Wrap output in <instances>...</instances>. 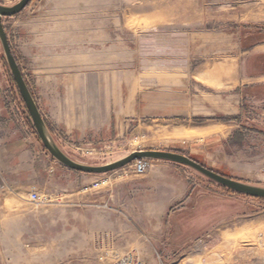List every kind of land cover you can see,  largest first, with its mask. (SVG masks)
Returning <instances> with one entry per match:
<instances>
[{"label":"rangeland","instance_id":"374dc122","mask_svg":"<svg viewBox=\"0 0 264 264\" xmlns=\"http://www.w3.org/2000/svg\"><path fill=\"white\" fill-rule=\"evenodd\" d=\"M18 1L0 0V3L14 5ZM140 2L141 0H106L102 5L106 10L99 13L94 7H101V4L94 0L87 1L86 6L93 13H87L85 21L87 26L94 27L86 33L87 46L103 45L102 50H106L104 41L109 35H113L112 39L115 37L126 42L133 50V57L130 59L128 55L126 63L119 64L118 71L133 70L140 77L143 71L149 72L148 68L156 71L159 64L162 68L165 66L164 68L172 70L175 60L182 73H197L207 62V69L214 72L220 71L217 67L222 62L229 63L225 73L232 74L238 69V80L225 79L223 83L216 79L190 81L192 91L195 89L197 96L213 99L208 102L213 108V114L193 117L191 125L211 126L214 135L209 137V141L215 142L204 146L188 138L189 132H175L172 121L159 122L149 118L124 122L116 135L103 140L75 139L61 129H56V141L72 159L96 166L123 159L135 150L179 151L213 170L264 187V90L254 88L264 84V75L250 76L246 66L247 59L260 50L259 46L264 45V0H227L222 11L207 0L203 14L200 10V14L195 17L196 29L193 31L184 30L193 26L182 25V31H164L157 27L143 32L138 16L127 19L124 15L109 11L118 7V13H122L130 5ZM47 9V0H32L21 13L3 19L12 50L33 94L37 85L36 69L29 50L30 29L46 23ZM240 10L245 11L244 22L241 17L239 22L236 15ZM219 13H223V25L218 20ZM226 14H229L227 23ZM114 24L117 28L112 27ZM91 35L94 41L90 42L88 39ZM2 50L0 42V103L6 106L10 117L24 133L34 132L36 135L23 111L24 101ZM243 62L245 69L242 68ZM237 64H240L238 68ZM218 108H223V111ZM44 118L46 119L45 116ZM185 120L181 118L177 122ZM36 137L38 138L37 135ZM135 161L103 174L86 173L96 181H86L84 186V226H78L81 217L78 218L74 212L76 208L71 207L68 213L61 207L62 201H66L67 197L62 199V196H53L51 189L45 186L44 191L39 194L46 197V200L28 209L22 239L5 241L0 245V264H100L98 256L91 253L92 247L88 245L85 254L65 256L59 263L44 260L43 256L50 257V253L55 252L53 249H61L64 243L74 245L77 241L73 237L78 231L92 237L98 232L95 228L102 212L111 210H114L119 219H124L136 234H140L139 227L149 230L148 238L139 235V239L130 242L139 248L134 251L146 264H159L156 254L166 264H264V199L231 192L187 166L176 162L149 160L151 165L142 175L154 173L153 178L160 184L159 187L150 189L149 209L141 199L144 193L136 191L137 186L134 191L126 192L118 186L121 192L116 198L108 202L107 197V203L102 202L105 197H100L106 195L104 189L110 181L113 183L125 177H133L136 184L141 182L142 175L133 171ZM106 179L108 181L102 183ZM71 181L76 182L74 178ZM196 185L208 187L207 191L195 192L198 197L208 196V199L206 202L199 201L202 200L199 198L193 200L187 212L178 211L176 206L180 202L177 200L167 198L162 203L161 199H152L158 191L159 195L164 196L170 190L180 195L186 186L192 190ZM215 192L223 195V202ZM28 199L29 196L26 195L21 198L25 202ZM72 199L77 198L71 194L70 200ZM161 205L166 206L160 216L161 223L153 224L151 214L158 209L161 211ZM141 219H145L144 222L147 223L142 225Z\"/></svg>","mask_w":264,"mask_h":264},{"label":"crops","instance_id":"0c3cea01","mask_svg":"<svg viewBox=\"0 0 264 264\" xmlns=\"http://www.w3.org/2000/svg\"><path fill=\"white\" fill-rule=\"evenodd\" d=\"M87 1L89 0H47L46 23L30 29L29 50L32 64L36 69L37 85L34 95L49 123L53 137L54 131L61 129L75 139H109L117 134L122 123L149 118L159 122L172 121L175 132H189L188 138L204 146L213 144L215 141H209V137L214 135L211 126L191 125L193 117H207L213 114V108L208 103L213 99L197 96L195 89L192 91L190 81L216 79L223 83L225 79L238 80V69L232 74L225 73L229 63L222 62L217 67L220 71L214 72L207 69V62L197 73L191 71L182 73L175 60L172 70L164 68L165 66L162 68L159 64L156 71H150L148 68L149 72L143 71L141 77L133 70L118 71L119 64L126 63L128 55L132 59L133 50L126 42L115 37L112 39L113 35H109L104 41L106 50H102L103 45L87 46L86 33L94 29L93 25L87 26L85 21L86 14L93 13L87 8ZM94 1L101 4V7H94V10H99V13L106 10L103 7L106 0ZM208 1L221 11L227 3V0ZM206 2L207 0H141L140 3L127 7L122 13H118V7L109 11H115L116 15H124L127 19L138 16L143 32L157 27L164 31L166 29L182 31V25L193 26L184 29L193 31L196 29L195 21L197 22L195 17L200 14V10L203 14L207 7ZM240 11L236 15L239 22L240 17L244 22L245 11ZM217 16L223 25V13ZM225 16L227 23L229 14ZM112 27L117 28V25L114 24ZM88 40L94 41L93 36L91 35ZM259 48L260 50L253 53L246 62L248 73L254 77L264 75V45ZM239 66L240 64H237V68ZM242 68L245 69L244 62ZM254 88L264 90V84ZM218 110L223 111V108ZM10 116L6 106L0 103V245L5 241L22 239L28 209L36 205L29 199L26 202L22 201L23 195L28 197L32 191L41 193L45 186H48L53 196L59 195L62 199L67 197L66 201H62L63 210L69 213L71 207L76 208L74 212L83 221L85 204L82 198L86 194L84 186L86 181H96L95 178L88 177L90 175L72 170L56 161L34 132L24 133ZM181 118L186 119L185 122H177ZM156 171L160 172V169ZM153 176L154 173L142 175L139 184L134 182L133 177H125L113 183L110 181L104 189L106 195L100 199L105 197L102 202H111L121 192L118 186L125 192L134 191V187L137 186L136 191L144 193L141 199L147 203L149 209L150 189L160 186L159 181ZM72 178L76 182L71 181ZM71 189L72 197H76V200H70ZM205 189L207 191L208 187L196 185L191 190L186 186L180 195L170 190L165 196L159 195L157 190L152 199H161L162 203H165L167 198L177 200L180 202L176 206L178 211L187 212L193 200L199 198L202 199L199 201L206 202L208 196L202 198L195 194L197 190ZM215 193L223 202V195ZM171 206L172 204L169 207ZM165 209L166 206L161 205V211L158 209L152 212L153 224L161 223L160 216ZM114 214V210L102 212L99 224L95 228L98 232L92 237L78 231L73 237L77 241L74 245L70 242L64 243L61 249H53L55 252L50 253V257L43 256V259L59 263L65 256L85 254L87 245L92 247L91 253L96 254L94 244L99 234H112L115 241L114 249L120 253L136 250L138 247L130 242L139 239V235L148 238L149 230L137 227L140 233L138 235L124 219H119ZM81 221L78 226L85 225V221ZM144 221L141 219L142 225L147 223ZM67 239L70 240L69 237ZM87 240L90 242L87 243ZM98 261L105 264L100 259Z\"/></svg>","mask_w":264,"mask_h":264},{"label":"water","instance_id":"95a60500","mask_svg":"<svg viewBox=\"0 0 264 264\" xmlns=\"http://www.w3.org/2000/svg\"><path fill=\"white\" fill-rule=\"evenodd\" d=\"M30 2L31 0H19L14 5H5L0 3V42L11 74L17 85V90L24 101L23 111L25 112L26 118L29 120L32 129H34L43 147L56 161L68 168H71L72 170L89 174H103L111 172L122 168L137 159L163 160L173 163L176 162L177 164L194 169L198 173L203 174V176L207 177L211 181L216 182L220 186L225 187L226 189L249 197L264 199V187L252 185L236 178L227 177L197 162L185 154L170 150H135L123 157V159L121 158L110 164L108 163L97 166L81 163L72 159L53 137L45 121V118L41 113L37 101L31 90H29L30 88L25 77H23V72L12 50L6 29L3 25V19L5 17H12L21 13Z\"/></svg>","mask_w":264,"mask_h":264},{"label":"built area","instance_id":"2783aa9c","mask_svg":"<svg viewBox=\"0 0 264 264\" xmlns=\"http://www.w3.org/2000/svg\"><path fill=\"white\" fill-rule=\"evenodd\" d=\"M148 159H138L133 163V171L138 175H142L150 167L151 163ZM106 179L104 182H107ZM46 197H43L36 191L29 193V201L34 204L43 203ZM115 241L112 234H99L95 241V252L100 260L105 262V264H146L140 256L134 251L129 250L125 252H118L114 249ZM159 264H166L159 254ZM168 264V263H167Z\"/></svg>","mask_w":264,"mask_h":264},{"label":"trees","instance_id":"16d2710c","mask_svg":"<svg viewBox=\"0 0 264 264\" xmlns=\"http://www.w3.org/2000/svg\"><path fill=\"white\" fill-rule=\"evenodd\" d=\"M32 1V0H31ZM31 3V2H30ZM29 3V4H30ZM28 4V5H29ZM17 61H18V59H17ZM19 63V62H18ZM30 88V87H29ZM29 90H31V88L29 89ZM31 92H32V90H31ZM33 94V93H32ZM33 96H34V94H33ZM44 117V116H43ZM45 121H46V123H47V125H48V127H49V124H48V122H47V120L45 119ZM174 152H178V153H182V154H185V153H183V152H179V151H174ZM185 155H187V154H185ZM188 156V155H187ZM189 157H191V156H189ZM192 159H194V160H196L197 162H199V163H201L199 160H197L196 158H194V157H191ZM202 164V163H201ZM204 165V164H203ZM216 171V170H215ZM218 172V171H217ZM220 174H223V175H225V176H227V177H230V178H233V177H231V176H229V175H227V174H224V173H221V172H219ZM225 188V187H224ZM226 189V188H225ZM227 190H229V189H227ZM229 191H231V190H229ZM231 192H234V191H231ZM234 193H236V192H234ZM238 194H240V193H238ZM243 196V195H242Z\"/></svg>","mask_w":264,"mask_h":264}]
</instances>
